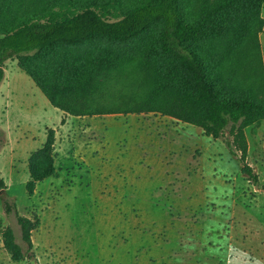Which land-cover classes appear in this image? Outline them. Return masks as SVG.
Here are the masks:
<instances>
[{
  "label": "trees",
  "instance_id": "obj_1",
  "mask_svg": "<svg viewBox=\"0 0 264 264\" xmlns=\"http://www.w3.org/2000/svg\"><path fill=\"white\" fill-rule=\"evenodd\" d=\"M42 1V0H41ZM241 0H221L195 20L189 19L182 0H0V82L5 62L15 59L56 108L73 116L160 112L195 124L206 135L222 142L253 186L259 176L247 162L245 128L264 119V67L257 34L244 51L250 91L237 93L220 80L217 64L205 57L196 44L224 32L229 24L223 14ZM255 4L259 14L264 0ZM55 7L59 9L56 10ZM157 30L158 58L127 59L98 52L89 60H60L51 72H67L62 79L36 73L42 58L58 49L104 40L123 44ZM256 46L257 60L251 47ZM46 73H48L46 71ZM55 129L48 128L41 147L31 152L25 192L31 197L36 184L56 173ZM0 200L5 215L20 228L18 240L8 224L1 230L3 246L13 261L33 256L32 231L39 218L18 209L16 195L7 191L0 169Z\"/></svg>",
  "mask_w": 264,
  "mask_h": 264
},
{
  "label": "crops",
  "instance_id": "obj_2",
  "mask_svg": "<svg viewBox=\"0 0 264 264\" xmlns=\"http://www.w3.org/2000/svg\"><path fill=\"white\" fill-rule=\"evenodd\" d=\"M21 81L25 84L26 79L21 76ZM30 90L36 93L32 86ZM54 108L61 115L55 127L56 171L55 145L62 131L59 156H68L72 169L78 160L85 168L97 169L95 177L89 172L86 192L93 199L86 206L93 210L89 236L99 259L106 264H232L231 219L240 189L237 178L244 177L240 169L233 172L234 159L219 140L195 124L160 112L73 116ZM113 115L121 117H109ZM110 133L125 135L127 146L121 152L102 143ZM31 152L21 158L27 162ZM10 163H18L15 156ZM108 171L111 185L101 190L99 178ZM49 177L36 187L48 190L53 184V175ZM128 183L136 189H128ZM11 191L20 211L35 197ZM20 262L12 261L0 240V264Z\"/></svg>",
  "mask_w": 264,
  "mask_h": 264
},
{
  "label": "rangeland",
  "instance_id": "obj_3",
  "mask_svg": "<svg viewBox=\"0 0 264 264\" xmlns=\"http://www.w3.org/2000/svg\"><path fill=\"white\" fill-rule=\"evenodd\" d=\"M37 1H44L48 4L51 0ZM123 1L129 4L137 0ZM182 1L186 16L195 20L210 5L221 0ZM55 9L59 8L55 7ZM223 15V19L229 23L224 32L207 38L196 46L205 57L213 59L214 65L217 64L220 80L226 83L231 90L237 93L249 92L248 67L244 63L243 54L251 42L255 41L254 36L257 34L264 67V2L259 14L252 1L241 0L235 8ZM156 35L157 30L153 28L143 36L123 44L97 40L82 46L65 47L39 60L37 63L39 66L34 69L41 76L59 80L68 75L67 72H51L60 60H72V58L89 60L100 51L108 53L110 57H122L124 60L155 59L160 56L157 52ZM256 50V46L252 45L251 52L255 60H257ZM21 76L26 79L25 84L21 81ZM30 86L33 87L35 94L30 90ZM263 95L261 90L256 91V98ZM60 116L33 80L18 67L16 60L8 59L5 62L4 78L0 82V169L9 193H12V188H15L23 191L28 197L25 192V182L29 176L27 162L21 156L37 149L41 140L45 138L46 127L55 129ZM109 117L117 119L121 116ZM29 135L34 136V139L29 138ZM64 135L65 131L58 134L59 140L55 145L60 150H57L58 155L55 152V156H58L56 157L58 170L52 177L53 184L48 190L44 188L45 186L36 187L35 197L26 202L24 208L21 206V211L19 210L28 217L37 216L39 218V224L32 231L33 256L22 260L20 264H77V261H80V264H106L105 259L97 257L95 247L92 245L94 241L93 237L89 236V232L94 230L90 218L93 210L86 206L87 201L93 199L86 192L89 172L95 177L97 169L90 165V168H85L78 160L73 165L75 169L73 170L71 159L68 160L67 156L66 160H63L62 156H59V153L61 152L62 155L63 152L59 145ZM246 135L248 140L247 162L258 174L260 185H264V120L251 125L246 130ZM102 143H108L113 146V150L117 149L119 152L127 146L125 135L117 133L108 134ZM218 143L220 147L226 149L222 142ZM14 156L18 161L15 165L10 163ZM233 157L230 156V159H234L232 160L234 172L240 169V164ZM194 166L192 168H195ZM241 175L244 177L242 173ZM111 177L112 171L103 172L99 178L98 187L101 190L103 187L108 189L111 185ZM234 177L235 174H233ZM46 180L50 181L51 178ZM237 184L240 189L239 195L236 196L231 219L230 261L234 260L232 264H264V189L260 186H253L245 177L243 181L240 176L237 178ZM127 188L136 189V185L128 183ZM8 224L13 227L21 242L20 228L13 216L4 214L0 200V240L2 243L1 230ZM78 241L81 242L77 243ZM120 264L125 263L120 261Z\"/></svg>",
  "mask_w": 264,
  "mask_h": 264
}]
</instances>
